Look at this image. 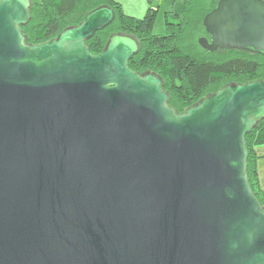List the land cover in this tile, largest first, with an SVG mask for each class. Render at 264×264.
<instances>
[{
  "label": "water",
  "instance_id": "95a60500",
  "mask_svg": "<svg viewBox=\"0 0 264 264\" xmlns=\"http://www.w3.org/2000/svg\"><path fill=\"white\" fill-rule=\"evenodd\" d=\"M94 9L30 44L31 0H0V264H264V206L246 136L264 80L227 84L178 112L136 39L86 41ZM209 50L264 54V0H219Z\"/></svg>",
  "mask_w": 264,
  "mask_h": 264
},
{
  "label": "trees",
  "instance_id": "16d2710c",
  "mask_svg": "<svg viewBox=\"0 0 264 264\" xmlns=\"http://www.w3.org/2000/svg\"><path fill=\"white\" fill-rule=\"evenodd\" d=\"M218 1L173 0L166 13V32L156 34L158 11L154 6H149L143 18L138 19L126 13L117 0H31V20L22 29L28 43L37 44L80 24L98 7H112L114 20L86 41L90 52H102L114 34L136 39L139 49L129 61V67L140 74L151 71L160 76L169 93V104L184 112L227 84L264 80L263 53L241 49L209 51L200 45L201 37L209 38L204 18ZM246 140L250 182L264 206L257 164L260 158L257 148L264 147V119L247 134Z\"/></svg>",
  "mask_w": 264,
  "mask_h": 264
},
{
  "label": "rangeland",
  "instance_id": "374dc122",
  "mask_svg": "<svg viewBox=\"0 0 264 264\" xmlns=\"http://www.w3.org/2000/svg\"><path fill=\"white\" fill-rule=\"evenodd\" d=\"M126 13L140 19L143 18L148 6L157 8L158 15L155 22L154 33L164 34L166 32V13L171 9L173 0H117ZM164 58V57H163Z\"/></svg>",
  "mask_w": 264,
  "mask_h": 264
},
{
  "label": "crops",
  "instance_id": "0c3cea01",
  "mask_svg": "<svg viewBox=\"0 0 264 264\" xmlns=\"http://www.w3.org/2000/svg\"><path fill=\"white\" fill-rule=\"evenodd\" d=\"M257 153L260 156V158H258L257 160L259 176H260V185L261 188L264 190V157H261L262 155H264V147L257 148Z\"/></svg>",
  "mask_w": 264,
  "mask_h": 264
}]
</instances>
